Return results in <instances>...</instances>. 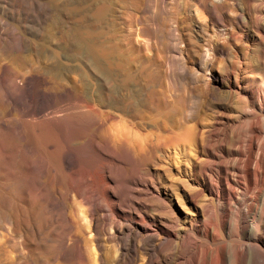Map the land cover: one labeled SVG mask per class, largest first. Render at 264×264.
I'll return each mask as SVG.
<instances>
[{"label":"bare ground","instance_id":"1","mask_svg":"<svg viewBox=\"0 0 264 264\" xmlns=\"http://www.w3.org/2000/svg\"><path fill=\"white\" fill-rule=\"evenodd\" d=\"M34 3L46 10L43 4ZM211 13L225 35L222 43L215 38L214 51L224 49L241 64L243 50L248 48L253 71L258 75V80L243 89L237 117L227 110H217L207 118L200 102H172L150 83L165 72L151 71L143 65L135 70V58L118 56L116 62L124 81L139 77L146 92L130 119L119 116L115 124H109L111 114L89 101L81 86L76 89L67 81H57L55 73L44 67L24 70L17 83V72L8 62L0 63V80L16 84L11 86L9 99L2 100L4 113L10 118L4 122L0 118V124L10 128L14 120L39 133L46 127L50 134L44 139L45 146L56 156L60 169L69 175L75 174L80 164L88 169L85 180H94L97 186L93 199L84 198L93 240L100 245L103 223L108 221L114 230L112 233L110 229L108 238L118 242L122 262L142 250V264H264V0H220L211 3ZM21 43V47L27 43L37 46L35 39H23ZM36 58L47 61L52 56ZM148 59L138 61L142 64ZM193 115L195 121L187 124ZM136 121L154 128L142 132ZM101 144L113 153L123 152L143 172L140 183L144 194L153 199L154 215L142 211L145 199L121 197L111 201L113 210L102 202L104 185L107 195L114 193L109 185L114 176L108 165L99 173L93 168ZM175 163L176 173H172ZM70 191L68 188L61 195V216L79 250L84 240L77 234L76 221L67 216ZM72 191L79 195V190ZM3 195L0 218L4 215ZM121 207L131 211L129 219ZM17 219L14 232L20 227ZM127 220L133 222L132 227ZM150 224L156 228H148Z\"/></svg>","mask_w":264,"mask_h":264},{"label":"rangeland","instance_id":"2","mask_svg":"<svg viewBox=\"0 0 264 264\" xmlns=\"http://www.w3.org/2000/svg\"><path fill=\"white\" fill-rule=\"evenodd\" d=\"M216 1L220 0H0V63L8 62L17 72V83L24 70L44 67L55 73L57 81H67L76 89L81 86L89 101L111 114L109 124H115L119 116L130 119L146 92L139 77L124 81L118 56L135 58V70L143 65L165 72L150 83L172 102H200L207 118L217 110L237 117L243 89L258 80V75L248 48L243 50L241 64L224 49L214 51L215 38L222 43L225 37L223 27L213 21L211 3ZM34 2L43 4L47 11ZM23 39H35L37 46L27 43L21 47ZM45 54L52 58L35 59V55ZM145 58L150 60L140 64L138 59ZM64 69L68 72H62ZM13 85L12 81L0 80L3 122L10 117L4 113L2 100L9 99ZM13 118L18 120L14 112ZM194 121L193 115L186 123ZM11 123L10 128L0 124V194H4L0 264H142V250L127 262L119 260V244L108 238L111 230L114 233L108 221L103 223L100 245L93 240L84 198L93 199L97 186L94 180H85L88 169L80 164L75 174H66L45 146L44 139L50 134L46 127L39 133L26 123ZM136 124L142 132L154 128L139 121ZM99 149L93 168L99 173L108 165L114 176L109 183L114 193L107 195L104 185L102 202L113 210L111 201L121 197L145 199L142 211L154 215L153 199L144 194L140 183L143 172L123 152L113 153L102 144ZM172 166V173H176L177 164ZM68 188L67 216L76 221L77 234L84 240L79 250L61 216V195ZM72 189L79 190V195ZM120 210L129 219L131 211L126 207ZM16 217L20 227L14 232ZM126 223L133 226L132 221ZM147 227L156 228L155 224Z\"/></svg>","mask_w":264,"mask_h":264}]
</instances>
